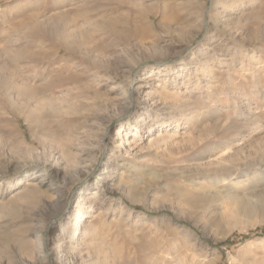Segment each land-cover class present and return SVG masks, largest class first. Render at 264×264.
<instances>
[{"label": "rangeland", "instance_id": "rangeland-1", "mask_svg": "<svg viewBox=\"0 0 264 264\" xmlns=\"http://www.w3.org/2000/svg\"><path fill=\"white\" fill-rule=\"evenodd\" d=\"M213 263L264 264V0H0V264Z\"/></svg>", "mask_w": 264, "mask_h": 264}, {"label": "bare ground", "instance_id": "bare-ground-1", "mask_svg": "<svg viewBox=\"0 0 264 264\" xmlns=\"http://www.w3.org/2000/svg\"><path fill=\"white\" fill-rule=\"evenodd\" d=\"M147 78V77H146ZM148 95H150L149 93H148ZM171 137V134L170 133H167L166 131H163L162 129L161 130H158L154 135H151V136H149L148 137V140H147V145L148 146H154V145H159V144H163V143H166L167 141H168V139ZM125 142V141H124ZM123 142V143H124ZM128 142V141H127ZM127 142H125V144H127ZM122 144V143H121ZM232 158V157H231ZM223 160H225V159H222V158H216V160L215 161H213V163L214 164H216L217 166L219 165V166H223V165H226L227 163H225L224 164V162L225 161H223ZM229 161H231V160H229ZM239 167V166H238ZM226 168V167H225ZM233 168H236L235 167V165H233V166H229L228 168H226L227 170H231V169H233ZM235 170V169H234ZM233 170V171H234ZM172 230V232L174 231L173 229H171ZM170 230V231H171ZM167 232V231H166ZM169 233H171V232H169ZM177 234H180V232L178 231V232H176ZM183 235V234H182ZM181 235V236H182ZM180 237V236H179ZM181 239V238H180ZM183 241H184V239H183ZM259 263V262H258ZM214 264V263H213Z\"/></svg>", "mask_w": 264, "mask_h": 264}]
</instances>
